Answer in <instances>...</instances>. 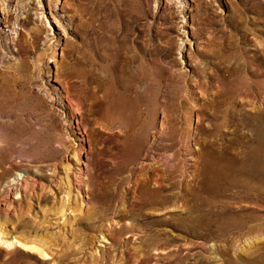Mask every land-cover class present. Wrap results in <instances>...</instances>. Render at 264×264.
<instances>
[{"label": "rangeland", "instance_id": "374dc122", "mask_svg": "<svg viewBox=\"0 0 264 264\" xmlns=\"http://www.w3.org/2000/svg\"><path fill=\"white\" fill-rule=\"evenodd\" d=\"M263 141L264 0H0V264H264Z\"/></svg>", "mask_w": 264, "mask_h": 264}, {"label": "bare ground", "instance_id": "6f19581e", "mask_svg": "<svg viewBox=\"0 0 264 264\" xmlns=\"http://www.w3.org/2000/svg\"><path fill=\"white\" fill-rule=\"evenodd\" d=\"M262 139V138H261ZM264 142V141H263ZM263 145V144H262ZM264 146V145H263ZM258 158V157H256ZM259 160V159H258ZM257 160V161H258ZM264 160V159H263ZM251 161V160H250ZM249 161V163H250ZM261 162V159L260 161ZM258 164V163H257ZM261 165V164H260ZM254 166V165H253ZM259 166V164H258ZM252 167V166H251ZM252 168H256V167H252ZM263 168V167H262ZM260 169V167H259ZM258 169V170H259ZM264 169V168H263ZM257 170V169H255ZM249 172V171H248ZM255 173V172H254ZM253 173V174H254ZM256 174V173H255ZM263 174V173H262ZM259 177H260V174H258ZM253 176V175H252ZM264 176V175H263ZM251 177V176H250ZM257 177V176H256ZM261 179V178H260ZM14 194H18V192L14 193ZM150 201V200H149ZM145 204V203H144ZM150 205V204H149ZM147 206V205H146ZM118 219V221L114 220V222H110V223H107L106 225V230H107V235L108 234H114V243H115V240H116V236L119 237L120 235H122L124 232H131V226L129 225V221H124L121 222V220H123L125 218L124 215H116ZM217 228L220 230V231H223V232H228L229 230H233V231H236L237 232H245L247 230H250L251 228L247 225L246 222L242 221V220H238V219H230L228 221H220L218 222L217 224ZM258 227V226H257ZM102 239L103 241L105 240V237L102 236ZM159 241L158 240H154L152 241V243H149L145 248H143V255L147 256L149 255L151 252H154V254L158 255L160 254V252L162 251V249H160V246H159ZM0 248L5 250V251H9V250H12V249H16V248H21L22 250H25V251H36L38 252L44 259H49V256L46 252H44L42 249L38 248L37 246L35 245H32V244H26V243H23L19 238L17 237H12V236H7L3 233L0 232ZM116 249V248H115ZM114 249V250H115ZM116 251V250H115ZM264 258V257H263ZM261 261L264 262V259H261Z\"/></svg>", "mask_w": 264, "mask_h": 264}]
</instances>
